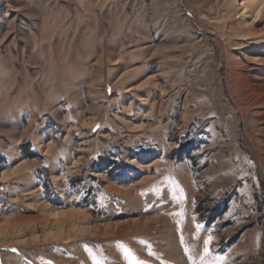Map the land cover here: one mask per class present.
I'll return each instance as SVG.
<instances>
[{
    "label": "rangeland",
    "instance_id": "obj_1",
    "mask_svg": "<svg viewBox=\"0 0 264 264\" xmlns=\"http://www.w3.org/2000/svg\"><path fill=\"white\" fill-rule=\"evenodd\" d=\"M220 1L0 0V211L30 225L0 264H264L261 41L240 40ZM249 1L263 30L264 0ZM81 147L89 232L35 240L33 175ZM94 161L139 176L110 189Z\"/></svg>",
    "mask_w": 264,
    "mask_h": 264
},
{
    "label": "bare ground",
    "instance_id": "obj_2",
    "mask_svg": "<svg viewBox=\"0 0 264 264\" xmlns=\"http://www.w3.org/2000/svg\"><path fill=\"white\" fill-rule=\"evenodd\" d=\"M251 4L252 2H250L249 0H221L220 4L217 7L215 6V8L216 10L225 13V15L230 14V21L233 24L237 23L236 28H234V32L237 34V36H239L240 40L245 41V40L258 39L259 42L261 41L260 42L261 45L255 47L253 51V53L258 55L259 58H254V60L251 63L255 65L252 68L253 71L264 73V58L260 56V55H264V29L259 30L256 23L262 18L263 14L259 7H257L253 11H250L248 7H250ZM17 152L18 151H14V153H12L13 158L17 156L18 154ZM2 176L4 178L8 177V175L6 174H3ZM56 178H57L56 182L58 183L59 181H62L63 177L57 176ZM65 185L66 184L63 182L60 185V187L62 188L61 193L66 196L67 187ZM124 193L130 195L129 191ZM40 201L42 202V199H40L39 202ZM33 204L34 203H29V205L32 207H34L35 205L39 207L41 212L45 214L44 216L41 217V219L44 221L43 231H42L43 233L40 234L37 230V227L36 229H32L33 238L35 240L47 241L51 239L55 241H59V240L62 241L76 237L79 234L81 235L82 233L89 232L88 226L90 221V215H88L87 213L75 208H70L67 210L53 208L48 204H45V202L42 204L40 203H36L35 205ZM21 218L15 217L13 219L11 217L5 218L0 216L1 246L7 245L9 243L12 244L16 242L18 243L19 242V239L17 238L18 234L22 235V237H26L25 234L30 229V225L29 224H25L24 226L20 225L19 221L21 220ZM158 220H162V218L159 217ZM82 222L85 223V226L83 225L84 223ZM135 225L137 224L135 223ZM97 228L98 225H96V229ZM107 228H109V226H107Z\"/></svg>",
    "mask_w": 264,
    "mask_h": 264
},
{
    "label": "crops",
    "instance_id": "obj_3",
    "mask_svg": "<svg viewBox=\"0 0 264 264\" xmlns=\"http://www.w3.org/2000/svg\"><path fill=\"white\" fill-rule=\"evenodd\" d=\"M26 151H22V154ZM53 148L50 151V155H47L48 159L50 160V162L48 163V166L45 169V172L42 174V171H40L41 169L38 168L36 170L35 175H33V180L35 181V183L37 184L38 190L36 195L32 196L31 198L34 200H45L46 203H48L49 205L53 206V207H57L54 206L52 204H50V201L46 200L43 194V184L45 186V179L47 180V183L52 182L53 186L56 187L57 189H60V185L61 183H65L66 187H67V198L71 199V201L73 203H75L77 205V207L80 210H82L83 212L85 211L87 214H89L91 216V208H88V204H86L89 200V198L91 197V192L88 191V189L86 187H83V180L82 178H78L75 175H80V177H82V172H84L86 163L84 161V159H82V147H81V152H80V156L78 157L77 155H74L73 153L71 154H67L66 156H64V160L63 162H61V160L59 159H55L53 156ZM114 155V154H113ZM144 157H146V155H143ZM137 157V156H135ZM25 158H30V159H37L36 157L32 156V155H25ZM132 158V157H131ZM125 160V159H124ZM98 161V159L96 160ZM127 161V159L125 160ZM104 162V161H103ZM126 164V163H125ZM125 164H121L123 167H117L115 169L112 168L113 166V162H106L102 163V162H96L92 163V165L90 166L89 170H92L94 168H96V172H101L102 171V176L104 179V181H106V186L108 185V187L111 189L112 186H117L120 188H128L129 187V181H128V175L131 177H137L139 175L138 171H136V169L134 167H126ZM184 169V168H183ZM86 171V170H85ZM93 172V171H90ZM126 173V174H125ZM63 177L62 181H59L58 183H56V177ZM142 176V175H141ZM60 183V184H59ZM42 190L41 193H39L38 191ZM128 190V189H127ZM60 192V190H59ZM61 194V193H60ZM62 195V194H61ZM63 196V195H62ZM63 199H66V197ZM11 204V202H10ZM15 205V204H14ZM59 208V207H58ZM22 209L19 208L18 206H14L12 207L9 211H5L3 213H1L0 211V215L2 216H11V217H16L18 215H22ZM26 215V214H25ZM177 227V225H175ZM2 247V246H0ZM81 251V250H80ZM70 253L71 250H69ZM82 259V256H80ZM65 261H69L66 262L64 264H74L76 262L75 259H64ZM73 261V263H72Z\"/></svg>",
    "mask_w": 264,
    "mask_h": 264
},
{
    "label": "snow or ice",
    "instance_id": "obj_4",
    "mask_svg": "<svg viewBox=\"0 0 264 264\" xmlns=\"http://www.w3.org/2000/svg\"><path fill=\"white\" fill-rule=\"evenodd\" d=\"M210 239H211V238H209V240H210ZM208 243H209V241H205V247H204V255H205V256L209 255Z\"/></svg>",
    "mask_w": 264,
    "mask_h": 264
},
{
    "label": "trees",
    "instance_id": "obj_5",
    "mask_svg": "<svg viewBox=\"0 0 264 264\" xmlns=\"http://www.w3.org/2000/svg\"><path fill=\"white\" fill-rule=\"evenodd\" d=\"M23 154L26 155L25 152H24ZM47 180H48V179H45V183H46V184H47Z\"/></svg>",
    "mask_w": 264,
    "mask_h": 264
}]
</instances>
